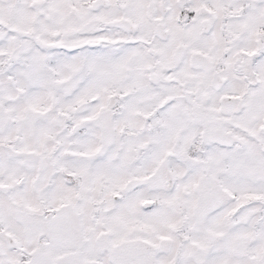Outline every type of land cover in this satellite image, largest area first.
<instances>
[{
	"label": "snow or ice",
	"instance_id": "6c2138e0",
	"mask_svg": "<svg viewBox=\"0 0 264 264\" xmlns=\"http://www.w3.org/2000/svg\"><path fill=\"white\" fill-rule=\"evenodd\" d=\"M0 264H264V0H0Z\"/></svg>",
	"mask_w": 264,
	"mask_h": 264
}]
</instances>
